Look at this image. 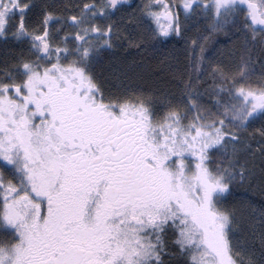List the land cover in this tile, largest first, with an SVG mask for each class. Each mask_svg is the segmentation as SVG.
Returning <instances> with one entry per match:
<instances>
[{
	"label": "snow or ice",
	"instance_id": "snow-or-ice-1",
	"mask_svg": "<svg viewBox=\"0 0 264 264\" xmlns=\"http://www.w3.org/2000/svg\"><path fill=\"white\" fill-rule=\"evenodd\" d=\"M0 43V264H264V0H0Z\"/></svg>",
	"mask_w": 264,
	"mask_h": 264
},
{
	"label": "trees",
	"instance_id": "trees-1",
	"mask_svg": "<svg viewBox=\"0 0 264 264\" xmlns=\"http://www.w3.org/2000/svg\"><path fill=\"white\" fill-rule=\"evenodd\" d=\"M181 19H183V17ZM206 23L207 21L202 18H194L193 21L189 22L190 30L185 33V35L195 38L197 35V31L199 30L202 32ZM173 45L176 54L180 55L183 63L188 64L187 59H185L184 41L180 37H175L168 48L161 49L158 52L149 50L143 53H137L135 49L128 50L125 55L129 63L132 61L139 62L143 60L146 66V68L144 69V78L136 80L135 83L137 85L145 89H151L156 85L157 77L165 75V72L163 71L164 65L161 64V61L166 55H169L173 51ZM1 48L3 49L4 46ZM95 71L101 76L108 77L111 76L113 72L118 71V66L115 64H111L106 59L96 67ZM189 71H191V68H189ZM253 192H255V195L252 194ZM240 199H251L257 206H259L261 203H264V197H261V195L259 194V189H248L246 185L244 187H237L236 189H234L233 196L229 197L227 203H234Z\"/></svg>",
	"mask_w": 264,
	"mask_h": 264
},
{
	"label": "flooded vegetation",
	"instance_id": "flooded-vegetation-1",
	"mask_svg": "<svg viewBox=\"0 0 264 264\" xmlns=\"http://www.w3.org/2000/svg\"><path fill=\"white\" fill-rule=\"evenodd\" d=\"M62 3H67L69 2V0H61ZM71 2L73 3H79L80 0H71ZM141 2V0H128V3L131 5H136L139 4ZM4 45L2 43H0V52L3 51V49L1 47H3Z\"/></svg>",
	"mask_w": 264,
	"mask_h": 264
},
{
	"label": "rangeland",
	"instance_id": "rangeland-1",
	"mask_svg": "<svg viewBox=\"0 0 264 264\" xmlns=\"http://www.w3.org/2000/svg\"><path fill=\"white\" fill-rule=\"evenodd\" d=\"M182 18V17H181ZM219 39H223V37H219ZM185 45V44H184ZM187 63L189 64L190 63V60L187 59Z\"/></svg>",
	"mask_w": 264,
	"mask_h": 264
}]
</instances>
